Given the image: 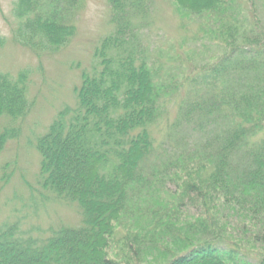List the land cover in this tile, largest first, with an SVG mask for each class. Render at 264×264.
<instances>
[{"label": "trees", "instance_id": "obj_1", "mask_svg": "<svg viewBox=\"0 0 264 264\" xmlns=\"http://www.w3.org/2000/svg\"><path fill=\"white\" fill-rule=\"evenodd\" d=\"M107 2L114 30L95 49L93 73L81 72L76 106L63 107L36 144L38 183L76 203L81 223L43 240L5 227L0 264H143L141 255L156 264H264L261 21L254 14L242 23L233 0H171L201 28L215 21L218 29L204 35L224 47L201 67L180 61L176 75L149 62L141 43L151 0ZM81 4L13 0L11 40L38 58L58 52L75 34ZM29 84L28 70L0 72V151L31 111ZM116 225L125 232L109 255Z\"/></svg>", "mask_w": 264, "mask_h": 264}, {"label": "rangeland", "instance_id": "obj_2", "mask_svg": "<svg viewBox=\"0 0 264 264\" xmlns=\"http://www.w3.org/2000/svg\"><path fill=\"white\" fill-rule=\"evenodd\" d=\"M12 1L0 0V72L15 75L22 69L29 71L28 98L33 101V106L28 115L16 123L18 137L9 140L0 151V230L16 224L21 237L43 240L51 235L53 228L80 225L81 211L76 203L57 199L38 183L40 155L36 149L37 139L63 107L76 106L75 87L81 83V72L93 73L95 49L114 27L109 22L107 0H82L80 11L75 16L76 29L71 41L58 52L38 58L11 40L10 28L14 21L11 16ZM253 1L255 7L250 6ZM253 1L233 0L241 10L238 11V19L242 23H250L256 14L264 27V7H260L261 2ZM148 5L150 16L139 35L152 64L158 66L161 61V65L169 66L168 71L173 70L179 75L181 62L186 63L187 68L201 67L214 61L216 57L212 59V56L222 54L224 47L215 42V36L204 35V30L210 33L218 29L215 21H207L201 28L198 17L181 18L171 0H151ZM204 45H207L206 49ZM175 51L179 53L176 54L180 55L179 59H175V55L177 61L170 60ZM164 106L172 122L176 107L170 101ZM4 121L0 119V126L7 124ZM165 126L166 121H163L161 129ZM154 133L162 140L161 134ZM194 137L192 140H196ZM121 228L116 225V235L108 244L109 255L120 248L114 243L125 232ZM231 246L235 249L238 244L231 242ZM249 255L254 257V253ZM141 257L143 264H156L158 261L155 257Z\"/></svg>", "mask_w": 264, "mask_h": 264}]
</instances>
